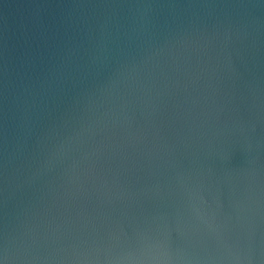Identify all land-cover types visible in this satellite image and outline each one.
I'll use <instances>...</instances> for the list:
<instances>
[{
	"label": "water",
	"instance_id": "water-1",
	"mask_svg": "<svg viewBox=\"0 0 264 264\" xmlns=\"http://www.w3.org/2000/svg\"><path fill=\"white\" fill-rule=\"evenodd\" d=\"M0 264H264V0H0Z\"/></svg>",
	"mask_w": 264,
	"mask_h": 264
}]
</instances>
